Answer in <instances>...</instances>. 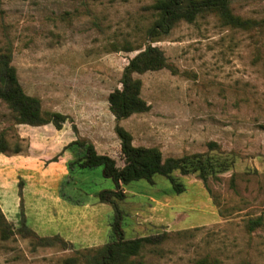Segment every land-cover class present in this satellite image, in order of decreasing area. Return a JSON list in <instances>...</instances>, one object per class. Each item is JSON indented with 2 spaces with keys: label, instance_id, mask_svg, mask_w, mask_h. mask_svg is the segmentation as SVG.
<instances>
[{
  "label": "rangeland",
  "instance_id": "obj_1",
  "mask_svg": "<svg viewBox=\"0 0 264 264\" xmlns=\"http://www.w3.org/2000/svg\"><path fill=\"white\" fill-rule=\"evenodd\" d=\"M154 1L0 0V53L10 49L25 91L45 110L68 115L60 130L15 124L0 100V132L29 144L25 153H0V209L12 231L9 238L0 232V264H91L116 214L97 194L116 185L102 166H75L71 175L68 163L79 155L64 147L87 139L123 166L117 123L135 145L157 147L164 158L206 153L216 165L207 179L175 170L184 186L178 193L165 176L121 186L124 239L164 235L138 260L264 264V0L232 1L249 28L225 26L210 13L152 36ZM150 44L168 63L135 74L150 109L117 121L109 94ZM259 216L262 225L248 229Z\"/></svg>",
  "mask_w": 264,
  "mask_h": 264
},
{
  "label": "trees",
  "instance_id": "obj_2",
  "mask_svg": "<svg viewBox=\"0 0 264 264\" xmlns=\"http://www.w3.org/2000/svg\"><path fill=\"white\" fill-rule=\"evenodd\" d=\"M232 1L155 0L151 8L156 12L157 18L149 33L152 36L165 34L171 31L180 21L194 22L199 17L210 13L215 14L225 26L232 28L251 27L252 21L250 19H244L233 12ZM167 65V57L164 51L159 46L152 44L139 51L129 60L123 72L121 87L114 89L108 98L110 110L117 121L150 109V104L141 94L142 81L135 77V74L159 70L167 67ZM0 100L12 112L15 124H29L32 126L53 124L57 130H60L68 119V115L59 111L45 110L39 97L30 95L25 91L20 82L17 69L12 64V55L9 48L0 53ZM73 128L76 132L75 125ZM115 128L121 142V153L124 157L123 166H119L112 156L99 153L91 141L76 138L64 147V149L77 151L79 155L77 159L68 163V169L73 175L75 166L79 169L102 166L103 175L111 178L116 185V190L106 189L97 194V201L112 204L116 214L115 221L111 225V238L101 247L93 249L95 253L90 259L91 264H146L141 259L138 260V257H141V253L147 247L161 243L164 240V235L155 234L124 239L122 218L116 206L117 201L125 197L121 186L129 185L135 180H145L147 183L154 185L156 177L165 176L170 181L171 189L178 193L184 190V186L172 175L175 170H180L184 174L198 171L203 179H207L209 173H215L216 165L210 161L206 153L164 158L161 150L157 147L135 145L132 133L121 124L117 123ZM15 139L13 143L7 137L5 131H1L0 153H25L29 148V144L22 145L20 141L26 142L24 138L16 137ZM58 156L53 157L52 161H57ZM225 169V166L220 167V170ZM66 181L70 182L69 179ZM64 196L67 200L75 203L80 201L72 199L66 192H63ZM262 223L261 216L250 219L248 229L252 231ZM0 232L3 238H9L12 232L10 224L1 209ZM43 242L49 244V239L44 238ZM199 264H215V262L205 257L199 261Z\"/></svg>",
  "mask_w": 264,
  "mask_h": 264
},
{
  "label": "crops",
  "instance_id": "obj_3",
  "mask_svg": "<svg viewBox=\"0 0 264 264\" xmlns=\"http://www.w3.org/2000/svg\"><path fill=\"white\" fill-rule=\"evenodd\" d=\"M66 156V155H65ZM68 156V155H67ZM65 162L69 161V157L63 158Z\"/></svg>",
  "mask_w": 264,
  "mask_h": 264
}]
</instances>
